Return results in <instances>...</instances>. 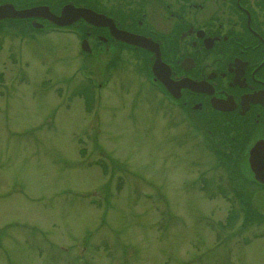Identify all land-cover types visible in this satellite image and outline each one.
<instances>
[{
  "label": "rangeland",
  "instance_id": "1",
  "mask_svg": "<svg viewBox=\"0 0 264 264\" xmlns=\"http://www.w3.org/2000/svg\"><path fill=\"white\" fill-rule=\"evenodd\" d=\"M50 37L26 43L19 58L17 38L0 43V264H264V236L249 237L244 245L240 239L264 232L255 213H264V194L253 192V207L218 198L206 202L193 179L199 168L193 166L191 144H182L176 133L172 138L153 107L140 105L133 121L123 112L132 100L124 91L128 79L122 90L105 94L101 125L83 112V100L56 107L45 73L58 77L61 88L68 81L72 89L81 83L63 77L78 65L69 57L76 51L72 36ZM140 83L135 91L127 89L133 105ZM120 105L123 111L114 110ZM98 130L103 137L84 142V152L75 146L77 134L88 138ZM107 137L102 146L114 153L116 164L127 159L131 166L127 181L113 174L111 165L104 171L90 163L100 151L96 144ZM199 160L203 167L207 158ZM139 176L153 190L146 194L152 192L154 201L145 194L137 201L145 188ZM206 186L212 190L214 184L207 179ZM109 191L115 199L106 202ZM245 205L254 216L248 214L247 229H239L242 214L231 229H214V235L206 226L201 232L208 215L217 224ZM169 209L184 222L172 224ZM237 230L245 233L234 237ZM218 233L221 247L206 253Z\"/></svg>",
  "mask_w": 264,
  "mask_h": 264
},
{
  "label": "flooded vegetation",
  "instance_id": "2",
  "mask_svg": "<svg viewBox=\"0 0 264 264\" xmlns=\"http://www.w3.org/2000/svg\"><path fill=\"white\" fill-rule=\"evenodd\" d=\"M6 1L18 7L41 4ZM67 1L113 17L119 28L152 38L172 79L199 82L193 91L182 89L180 103L188 105L210 133L219 132L220 126L227 137L242 133V139L233 143L241 149L251 139L264 137V0ZM73 27L96 44L93 51L107 63L127 48L142 52L134 61L141 58L152 69L155 53L122 42L109 26L80 20Z\"/></svg>",
  "mask_w": 264,
  "mask_h": 264
},
{
  "label": "water",
  "instance_id": "3",
  "mask_svg": "<svg viewBox=\"0 0 264 264\" xmlns=\"http://www.w3.org/2000/svg\"><path fill=\"white\" fill-rule=\"evenodd\" d=\"M44 8H40V7H37V8H34V9H30V10H24V11H14V10H7L5 9V6H0V18H3V17H14V16H22V17H25V16H33V15H45L47 13L43 12ZM85 12L81 11L79 12V14H77L76 16H79V15H84ZM46 16V15H45ZM49 17H52L51 15H48ZM68 16L67 14H64L63 17H57L55 19V21L59 24H63V23H66L67 21H64L65 17ZM93 19L97 20L96 17H94ZM260 144H263L262 142L255 145V147L252 149L251 151V157H250V161H251V164L253 166V169L256 171V177L263 181L264 182V165H261L260 162H259V154L261 153V147L264 148L262 145Z\"/></svg>",
  "mask_w": 264,
  "mask_h": 264
},
{
  "label": "trees",
  "instance_id": "4",
  "mask_svg": "<svg viewBox=\"0 0 264 264\" xmlns=\"http://www.w3.org/2000/svg\"><path fill=\"white\" fill-rule=\"evenodd\" d=\"M252 211H253V210H251V211L249 212V209H248V206H247V208H246V215L248 216V214H250V216H251V212H252ZM255 213H256V215H257L258 221H261V220L264 218V215H262V214H260V213H258V212H256V211H255ZM253 217H254V216H251V219H253ZM248 218H249V217H247L246 221H249Z\"/></svg>",
  "mask_w": 264,
  "mask_h": 264
}]
</instances>
